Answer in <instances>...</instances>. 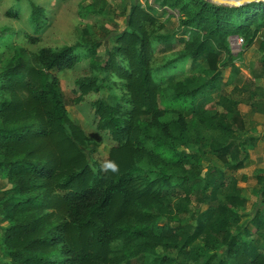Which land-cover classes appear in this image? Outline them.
Segmentation results:
<instances>
[{
  "label": "trees",
  "instance_id": "trees-1",
  "mask_svg": "<svg viewBox=\"0 0 264 264\" xmlns=\"http://www.w3.org/2000/svg\"><path fill=\"white\" fill-rule=\"evenodd\" d=\"M91 1L86 9L101 16L106 2ZM152 3L130 0L125 27L100 39L35 51L50 24L44 4L31 2L26 13L32 35L17 31L21 8L4 12L18 23L0 26L5 264H264V176L256 189L262 208L239 224L248 198L238 173L256 143L244 119L263 105L255 81L264 58L259 72L251 69L232 88L246 96L223 93V69L240 73L230 38L243 40L242 52L258 39L264 50V2ZM155 8L175 11L181 34L161 33ZM19 36L25 44L14 42ZM85 61L67 99L57 74ZM199 63L205 68L197 70ZM92 97L95 129L110 145L102 159L94 157L97 147L85 154L92 143L67 110ZM207 151L222 165L207 160ZM110 161L116 173L102 170Z\"/></svg>",
  "mask_w": 264,
  "mask_h": 264
},
{
  "label": "rangeland",
  "instance_id": "rangeland-1",
  "mask_svg": "<svg viewBox=\"0 0 264 264\" xmlns=\"http://www.w3.org/2000/svg\"><path fill=\"white\" fill-rule=\"evenodd\" d=\"M104 1L106 5L103 7L102 15L95 16L86 9V5L92 3L91 0H0V26L10 25L17 27V22L8 21L3 14L6 10H12L13 13H16L22 9V11H20V22L24 27L22 30L18 28L17 31H20L21 34L32 35L27 24V19H25L26 13L31 2L40 3L44 4L47 9L50 24L40 36L37 44L30 47L31 50L35 51L41 47L59 48L69 44L89 43L93 40L100 39L104 31L121 30L125 27L126 17L124 7L126 3L130 5V0H126V3L125 0ZM140 1L143 6L153 4L152 0ZM96 8H100V6L96 5ZM153 15L157 19L156 26L164 23L161 33L181 34L183 29L179 26L178 16L175 11L169 9L161 11L155 8ZM261 37H264V31H262ZM237 38L238 37L230 38V48L235 58V64L239 67L241 74L239 73L237 77L231 76L228 68L223 69V77L224 80L227 81V87L224 89L223 93L230 98L239 100L246 95L240 97L241 95L233 92L232 88L243 84L247 79L245 77L247 76L248 70L254 69L256 72L261 70L258 63L262 54L258 47L259 43H261L259 39L254 47L242 52V45L238 46L236 44ZM14 42L20 45L25 44L23 36L17 37ZM262 42L264 43V41ZM25 46L27 47V45ZM177 48L179 47H176V49ZM155 62H157V64L162 62L160 56H157ZM86 65L87 62L85 61L72 70H65L57 74L61 89L67 99H70V90L73 87L74 80L84 74ZM202 68H205V64L199 63L197 65V70ZM92 99H94V97L89 98L78 106L69 105L67 110L69 118L84 131L87 139L92 143L90 146L83 149L85 154L90 156V150L93 149L92 147H97V152L94 154V157L102 159L107 156L110 145L107 137L103 135V133L97 132L95 129L93 111L91 110ZM243 133L245 134V131ZM206 156L208 158L207 160L214 162L218 166L222 165L216 157L208 151ZM239 173H241V171ZM244 175L246 179L240 183V186L245 188V195L248 201L246 205L239 210V214L241 215L239 224L245 223L258 207L262 208V201L256 189L260 187V184L257 183L258 176H264V160L260 165L254 166L250 172H245ZM220 199H223V195L220 196ZM204 209H206V206L202 207V210ZM179 217L183 224L192 222L184 215H179ZM163 222L162 220L161 224ZM195 246L201 251H205L201 244L196 243ZM5 261V254L0 247V264H5Z\"/></svg>",
  "mask_w": 264,
  "mask_h": 264
},
{
  "label": "crops",
  "instance_id": "crops-1",
  "mask_svg": "<svg viewBox=\"0 0 264 264\" xmlns=\"http://www.w3.org/2000/svg\"><path fill=\"white\" fill-rule=\"evenodd\" d=\"M261 36H262V32L260 33L259 38L261 41H264V37H261ZM255 43L253 44L252 47L255 46ZM261 46L262 45L259 43L258 47H259V50H261V54H262L260 57V60L264 58V50L262 51ZM250 71L251 70H248L247 76L245 78L247 79L251 78ZM255 83L259 87L258 99L262 101L263 105L250 109L244 119L246 129L253 130L252 135L256 138V143L249 150V157L251 160L250 165L247 168L240 170L241 173H239L240 171L238 172L239 174H242V175H244L245 172H250L252 168H254V166L256 167L257 165H260L261 162H263L264 160V76L262 78L257 79ZM0 182H1L0 191H4L6 189L7 182L1 177H0Z\"/></svg>",
  "mask_w": 264,
  "mask_h": 264
},
{
  "label": "water",
  "instance_id": "water-1",
  "mask_svg": "<svg viewBox=\"0 0 264 264\" xmlns=\"http://www.w3.org/2000/svg\"><path fill=\"white\" fill-rule=\"evenodd\" d=\"M211 3L229 7H239L253 2H264V0H209ZM236 38V37H235Z\"/></svg>",
  "mask_w": 264,
  "mask_h": 264
},
{
  "label": "clouds",
  "instance_id": "clouds-1",
  "mask_svg": "<svg viewBox=\"0 0 264 264\" xmlns=\"http://www.w3.org/2000/svg\"><path fill=\"white\" fill-rule=\"evenodd\" d=\"M102 170L103 171L110 170L112 173H116L118 171V165L115 162L110 161L103 165Z\"/></svg>",
  "mask_w": 264,
  "mask_h": 264
},
{
  "label": "built area",
  "instance_id": "built-area-1",
  "mask_svg": "<svg viewBox=\"0 0 264 264\" xmlns=\"http://www.w3.org/2000/svg\"><path fill=\"white\" fill-rule=\"evenodd\" d=\"M236 44H237L238 46H241V45L243 44V40H242L241 38H237V40H236Z\"/></svg>",
  "mask_w": 264,
  "mask_h": 264
}]
</instances>
